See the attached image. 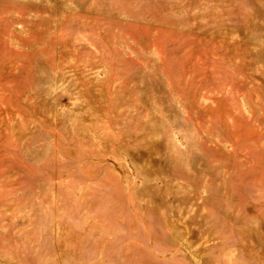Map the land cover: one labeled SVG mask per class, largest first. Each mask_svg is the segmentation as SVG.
Instances as JSON below:
<instances>
[{"label": "rangeland", "instance_id": "1", "mask_svg": "<svg viewBox=\"0 0 264 264\" xmlns=\"http://www.w3.org/2000/svg\"><path fill=\"white\" fill-rule=\"evenodd\" d=\"M0 264H264V0H0Z\"/></svg>", "mask_w": 264, "mask_h": 264}]
</instances>
